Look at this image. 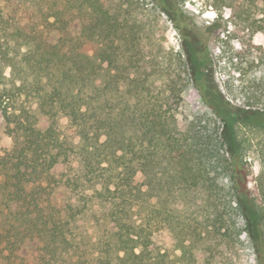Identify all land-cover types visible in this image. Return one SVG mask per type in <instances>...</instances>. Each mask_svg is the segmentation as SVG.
Wrapping results in <instances>:
<instances>
[{
  "label": "trees",
  "instance_id": "16d2710c",
  "mask_svg": "<svg viewBox=\"0 0 264 264\" xmlns=\"http://www.w3.org/2000/svg\"><path fill=\"white\" fill-rule=\"evenodd\" d=\"M246 1L230 5L236 12ZM249 3L248 20L261 6ZM106 4L0 0V119L12 138L0 145V264H31L32 245L34 264H190L191 256L195 264L198 241L218 252L243 235L254 237L255 264H264V124L232 125L233 149L223 134L237 115L233 100L264 109V74L248 78L231 57L222 87L190 61L209 113L184 115L176 81L156 92L153 71L126 58L122 44L137 52L139 34ZM23 44L32 50L21 54ZM260 51L253 58L264 67ZM60 116L78 131L77 150L59 135ZM73 152L80 175L69 165ZM196 190L206 214L189 221ZM96 202L108 205L93 214L96 235L78 233Z\"/></svg>",
  "mask_w": 264,
  "mask_h": 264
},
{
  "label": "rangeland",
  "instance_id": "374dc122",
  "mask_svg": "<svg viewBox=\"0 0 264 264\" xmlns=\"http://www.w3.org/2000/svg\"><path fill=\"white\" fill-rule=\"evenodd\" d=\"M107 8L112 15H118L128 29L133 28L140 37L137 52L125 51L126 58L134 54L140 66L147 71H153L158 79L155 80V90L160 92L166 89L165 84L176 81V93L184 98V104L179 112L187 116L200 115L209 111L204 106L198 90L191 81L189 63L197 61L203 64L205 71L213 73L216 81L224 87L229 78V68L226 66L229 59L234 57L243 62L248 71V78H260L264 74V67L253 56L261 55L264 49V0H256L261 6L253 8L249 20L246 8L250 5L246 1L244 7L235 9L231 7V0H105ZM234 9V10H233ZM261 48V49H259ZM21 54L29 52L31 46L23 44ZM226 63V64H225ZM126 65L128 62L126 59ZM210 70V71H209ZM238 75V74H237ZM238 82H236L237 84ZM184 84V85H183ZM237 115L232 119L231 125L224 126V137L231 149L235 147V138L232 125L240 121H253L264 124V109L249 108L240 99L233 100ZM56 128L59 135L64 138L75 150L78 149L80 136L78 131L71 126L66 116L57 119ZM0 145L10 147L12 138L7 136L0 119ZM69 165L72 172L80 175L82 163L78 153L73 152ZM256 171L259 164H255ZM222 184L228 185L225 178ZM190 202L186 206L189 221L205 216L201 200L204 196L202 190L190 194ZM79 197H75L74 204L80 205ZM78 200V201H77ZM90 208L82 216L75 229L78 233L96 235L93 214H101L108 205L102 202L89 203ZM243 235L234 246L218 252H211L209 240L198 241L193 246L192 254L195 264H255L254 237ZM212 243V242H211ZM170 258L176 260L180 255L179 250L171 243H167ZM26 257L34 264L36 247L30 246ZM189 260L193 262L192 256ZM178 264V263H177Z\"/></svg>",
  "mask_w": 264,
  "mask_h": 264
}]
</instances>
